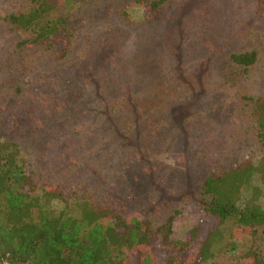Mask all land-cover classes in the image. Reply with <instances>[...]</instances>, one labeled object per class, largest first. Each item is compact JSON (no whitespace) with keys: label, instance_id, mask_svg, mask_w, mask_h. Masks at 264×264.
I'll return each mask as SVG.
<instances>
[{"label":"rangeland","instance_id":"1","mask_svg":"<svg viewBox=\"0 0 264 264\" xmlns=\"http://www.w3.org/2000/svg\"><path fill=\"white\" fill-rule=\"evenodd\" d=\"M38 3L0 0V138L17 143L37 183L157 224L198 195L209 173L262 157L253 99L264 96V0H170L152 19L136 0H84L68 11L71 46L62 58L41 43L21 44L34 32L9 21ZM251 49L258 59L245 72L230 65L231 52ZM136 79L143 89L129 94L159 85L160 94L166 86L178 95L143 134L111 109ZM186 210L174 238L200 220L198 206ZM251 242L241 236L239 249ZM256 244L264 259V238ZM213 264L239 263L223 256Z\"/></svg>","mask_w":264,"mask_h":264},{"label":"trees","instance_id":"2","mask_svg":"<svg viewBox=\"0 0 264 264\" xmlns=\"http://www.w3.org/2000/svg\"><path fill=\"white\" fill-rule=\"evenodd\" d=\"M83 1L39 0L26 13L9 15V21L18 29L34 32L21 44L41 43L62 58L71 46L66 31L68 11ZM168 1L136 0L145 19L156 15ZM227 58L230 65L245 72L257 61L258 53L243 50L231 52ZM176 83L180 88L182 82L176 79ZM123 88L118 85L115 89ZM136 88L143 89L139 79L125 84L127 92L111 102V109L125 111L140 132L149 131L159 113H167L177 104L178 95L166 86L160 94L159 85L149 88L152 93L147 95L128 93ZM187 102L185 99L182 103ZM253 103L257 137L263 149L259 161L246 158L209 173L202 179L198 195L173 208L157 224L139 214L128 215L117 205L79 197L58 184L37 183L17 143L0 138V261L213 264L217 257L230 256L239 264H264L256 244L264 238V206L260 201V184H264V96L253 99ZM190 204L198 206L200 220L184 232L183 238H174L173 224ZM243 235L252 236V242L241 251L238 240Z\"/></svg>","mask_w":264,"mask_h":264},{"label":"built area","instance_id":"3","mask_svg":"<svg viewBox=\"0 0 264 264\" xmlns=\"http://www.w3.org/2000/svg\"><path fill=\"white\" fill-rule=\"evenodd\" d=\"M0 264H11L8 261H0ZM16 264H20V263H16Z\"/></svg>","mask_w":264,"mask_h":264}]
</instances>
